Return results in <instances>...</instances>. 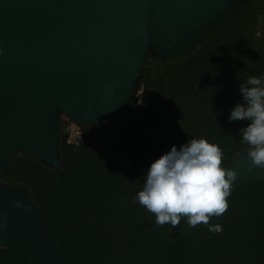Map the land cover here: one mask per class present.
<instances>
[{
  "label": "water",
  "instance_id": "water-1",
  "mask_svg": "<svg viewBox=\"0 0 264 264\" xmlns=\"http://www.w3.org/2000/svg\"><path fill=\"white\" fill-rule=\"evenodd\" d=\"M237 0H0V170L18 151L62 171L57 115L95 123L129 95L151 37L167 53ZM247 154L234 185L264 182ZM19 204V207H17ZM0 246L66 264L28 192L0 184Z\"/></svg>",
  "mask_w": 264,
  "mask_h": 264
},
{
  "label": "rangeland",
  "instance_id": "rangeland-1",
  "mask_svg": "<svg viewBox=\"0 0 264 264\" xmlns=\"http://www.w3.org/2000/svg\"><path fill=\"white\" fill-rule=\"evenodd\" d=\"M227 11H230V14L224 22L217 24L216 30L210 32L208 36L197 39L195 44L186 49L187 45L177 52L164 53L158 44L149 37L147 52L139 75L125 101L111 114L100 117L97 122L91 123L77 121L62 112L58 113L59 155L62 160V170L64 171V150L72 154L79 147L83 146L90 151L91 146H94L95 150L91 154L97 157L96 164L102 165L103 169L93 170L92 176L102 190L107 187V171H117V174L123 176L126 174L128 176L126 178L131 175L129 179L139 176L140 173L144 175L147 171L145 170L147 169L146 163H152L156 160V149L149 150L147 147L144 149V146L140 145L138 148L136 140L134 139L135 143H133L126 131L131 126L136 130L141 124L150 123L152 120H148V117L155 118L164 107L165 110L170 107L171 100H167L171 92L169 91V76L175 70L176 61L182 60L185 56L190 59L195 58L207 47L210 50L212 46L215 48L218 45L217 47L224 49L230 57V50L234 47L233 41L245 35L246 43L250 44L252 50V57L249 58V61L253 62L249 65L255 74L257 69L264 64V0H237ZM213 51L211 49L209 56L215 55ZM237 52H239V47ZM239 53L241 54V51ZM186 61L184 60V63ZM185 87L187 85L184 83L183 88L185 90L182 88L180 90L186 91ZM246 125L247 122L245 121L218 124L219 127L230 131L240 130ZM138 142L143 145L144 140L140 142L138 139ZM249 147L240 140L237 149L228 156H224V163L238 155L247 154ZM128 151L130 154L137 151L135 155L140 157L137 160L136 169L129 164L130 170L126 173L123 165L129 160ZM70 162L75 168L69 169L68 178L73 177L71 175L74 173L76 176L81 168L78 164L76 165L75 161L70 160ZM140 167L142 170H138ZM62 172L44 164L30 153L20 150L12 161L0 170V184L26 190L39 212L40 210L43 213L48 212V216H50L55 211L52 206L55 199L64 202V199L70 195L71 187L75 188L77 185L75 183L76 178L70 182L68 179L61 178ZM70 172L71 174H69ZM123 176L118 177L117 187L111 189V192L102 199L104 201L101 206L105 205L106 201H110L111 195H114L112 199L113 212L123 215L122 209L127 210L128 217L132 219L141 210L144 217L148 219V223L151 225L153 222L155 227L159 229L153 217L154 214L147 211L139 203L137 210L132 208V197L136 196L134 189L139 192L143 187V181L138 180V185L135 184L132 187L128 183L129 181L121 178ZM244 185L252 186L255 183ZM58 193L60 194L56 197ZM105 194H101V196ZM263 199L256 187L254 190L251 189L246 192L231 191V195L228 197L227 211L219 217L213 216L209 221L211 225H221L222 231L219 233L210 232L208 226L204 224L198 227V229H203L201 232L196 231L195 237H197L198 242L187 251L188 257L194 256L193 264H257L255 261H258V264H263L261 262L264 261ZM54 217L52 222L56 221L58 224H63V228L74 225L72 219L62 221L61 213L58 215L56 212ZM117 222L122 224L120 227L128 231L125 228L128 224L125 219L122 222L117 219ZM172 228L170 224H165L163 225V229H166L164 232L161 230L158 233L153 232L154 235H157L152 240L153 242L146 238L145 233L151 232L147 227L137 236L133 232L134 240L132 242L137 243L131 244L132 237H129L128 241L114 244L111 254L107 253L108 249L105 251L100 247L97 248L96 252H90L86 250L87 246H84L86 257L85 255L79 257L78 264H162V259L166 262L172 252L168 245H162V239L168 240L172 237ZM55 234L58 235V231ZM64 235L65 240L69 241L68 233L65 232ZM83 240L85 244L86 241L84 238ZM78 247L81 248L79 245ZM3 249L12 248L0 246V264H23L15 256L1 252L4 251Z\"/></svg>",
  "mask_w": 264,
  "mask_h": 264
},
{
  "label": "trees",
  "instance_id": "trees-1",
  "mask_svg": "<svg viewBox=\"0 0 264 264\" xmlns=\"http://www.w3.org/2000/svg\"><path fill=\"white\" fill-rule=\"evenodd\" d=\"M230 11L220 16L215 24L206 28L198 37L189 41L185 49L195 44L197 39L208 36L210 32L216 30L218 28L217 24L224 22ZM246 41L245 35L238 40H234L232 43L234 47L231 46L230 57L224 49L218 48L217 45L215 48L213 46L211 48L214 50V56H209L211 49L209 50L207 47L200 55H196L195 58L190 59L185 56L182 60L176 61L175 70L173 74H170L168 80L169 91L171 92L167 100H171L170 107L166 110L164 107L155 118L148 117V120H152L150 123L141 124L136 130L132 126L130 129L128 128L126 132L129 134V139L133 143H135V139L138 148L144 146V149L146 147L149 150L156 149V159L166 153L173 145L179 149L188 140L200 138L206 139L209 143L219 145L224 156H228L234 152L241 140L239 135L240 130L230 131L219 127L218 124L222 122L231 123L228 117L232 108L238 103H243L239 93L240 83H244L253 75L264 77V64L257 69L255 74L250 68L249 64L253 62L249 61V58L252 57V50L250 44H247ZM238 47L241 54L237 52ZM238 57L240 58L238 59ZM184 60L187 61L184 63ZM184 83L187 85L185 87L186 91H181L180 88L184 89ZM138 139H140V142L144 140L143 145L139 144ZM87 150L83 146L79 147L72 154L64 150V171H61V178H64V180L68 179L69 182L76 178L75 183L77 185L75 188L71 187L69 197L63 198L64 202L55 199L52 204L55 209L53 214L48 216L47 211V213H43L41 210L39 212L63 255L66 264H78L79 257H83L84 255L86 257L84 246H87L86 250L90 252H96L97 248L100 247L105 251L108 249L107 253L111 254L113 245L122 243L125 240L128 241L129 237H132L133 232L137 236L138 233L146 230L147 227L151 232L145 233L146 238L150 242H153L152 240L157 236L153 232L158 233L160 230L164 232L167 229H163V226L162 228L159 226L158 229L153 222L150 225L141 210L138 211V214L140 215L141 213V215L135 214L132 219L128 217L127 210L124 211L122 209L123 215L117 214L115 211L113 212L112 199L114 195H111L110 201H106L107 204L105 202V205L101 206L104 201L102 199L111 192V189L117 187L119 183L117 179L123 175L117 174V171H107V187L105 190H102L96 184L92 175L93 170H101L100 168L103 169V166L97 165V157L91 154L95 150L94 146H91L90 151ZM136 152L130 154L128 151L129 160L124 162L123 165L126 173L130 170V165L134 169L137 167V160L140 156H136ZM130 157H132L131 160ZM70 160L75 161L76 165L78 164L81 168L76 176L74 173V175H71L73 177L68 178L67 172H69V169L73 170L75 168L73 163L71 165ZM222 163L224 164V161ZM146 164V168L148 169L151 163L148 162ZM70 165L71 167L69 168ZM138 170H142V168L140 167ZM143 176L140 173L139 176L129 179L126 178L128 176L125 174L121 178L129 181L128 183L134 187L138 180L143 181ZM255 187L260 197L264 198V182L255 183L252 186L233 185L232 191L239 190L246 192L247 190H254ZM104 193L106 194L101 196ZM134 193L137 194L138 191L134 189ZM132 208L138 209V202L135 201V197H132ZM56 212L58 215L62 214V221L72 219L74 225L63 228V224H58L56 221L53 223L52 220L55 218ZM153 217L155 218V215ZM117 219L121 222L123 219L127 221L128 224L125 228L128 231L120 227L122 224L118 223ZM186 219L182 218L180 223L172 228L173 235L170 239H162V245H168L172 251L166 262L162 259V264H193L194 256L190 255L188 257L187 251L198 242L195 234L196 231L201 232L203 230L202 228L198 229L203 223L198 224L196 227H189ZM56 231H58V235L55 234ZM65 232L70 237L69 241L65 240ZM83 238L86 241L85 244ZM133 240L132 237L131 242ZM133 243L137 242H132L131 244ZM1 252H7L11 256H15L23 264H37L26 253L17 249H5ZM255 262L258 264V261ZM261 262L264 264V261Z\"/></svg>",
  "mask_w": 264,
  "mask_h": 264
},
{
  "label": "clouds",
  "instance_id": "clouds-1",
  "mask_svg": "<svg viewBox=\"0 0 264 264\" xmlns=\"http://www.w3.org/2000/svg\"><path fill=\"white\" fill-rule=\"evenodd\" d=\"M243 103L236 104L229 121H245L241 142L249 145L250 167L264 168V77L250 76L240 83ZM223 151L206 139H192L179 149L173 145L154 160L143 176V187L135 201L155 215L158 226H177L187 218L189 227L203 223L210 232L219 233V224H209L228 209V197L237 173L223 166ZM19 207V204H17Z\"/></svg>",
  "mask_w": 264,
  "mask_h": 264
},
{
  "label": "flooded vegetation",
  "instance_id": "flooded-vegetation-1",
  "mask_svg": "<svg viewBox=\"0 0 264 264\" xmlns=\"http://www.w3.org/2000/svg\"><path fill=\"white\" fill-rule=\"evenodd\" d=\"M164 53H167V52H164Z\"/></svg>",
  "mask_w": 264,
  "mask_h": 264
}]
</instances>
